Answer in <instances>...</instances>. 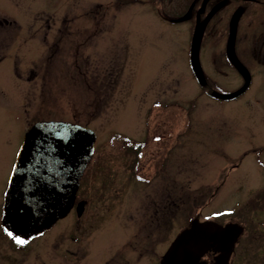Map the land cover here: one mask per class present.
I'll return each mask as SVG.
<instances>
[{
    "label": "rangeland",
    "instance_id": "1",
    "mask_svg": "<svg viewBox=\"0 0 264 264\" xmlns=\"http://www.w3.org/2000/svg\"><path fill=\"white\" fill-rule=\"evenodd\" d=\"M185 5L0 0V199L34 122L94 133L76 204L30 252L11 251L0 228V264L158 260L193 218L241 223L237 244L264 264V58L250 54L264 11L241 13L226 35L231 9L204 26L207 7L176 17ZM243 74L244 92L224 99ZM127 144L140 149L132 172Z\"/></svg>",
    "mask_w": 264,
    "mask_h": 264
},
{
    "label": "water",
    "instance_id": "2",
    "mask_svg": "<svg viewBox=\"0 0 264 264\" xmlns=\"http://www.w3.org/2000/svg\"><path fill=\"white\" fill-rule=\"evenodd\" d=\"M242 77L238 90L224 95V99L245 90L249 76ZM93 141V131L76 123H33L23 135L9 174L1 227L19 238H28L63 217L72 205ZM239 233L240 227L233 223L221 226L193 219L171 241L160 264H193L206 250L208 241L230 247Z\"/></svg>",
    "mask_w": 264,
    "mask_h": 264
},
{
    "label": "flooded vegetation",
    "instance_id": "3",
    "mask_svg": "<svg viewBox=\"0 0 264 264\" xmlns=\"http://www.w3.org/2000/svg\"><path fill=\"white\" fill-rule=\"evenodd\" d=\"M194 3H191V5L189 7V9L193 8ZM205 7H207V11H205L204 17H203V25L205 26V24L207 23V21L209 20V18L213 15L214 12H219L221 10H223V12L226 9H231V14H230V22H227L225 24H223V28L225 29L226 35L228 34V32L230 31L231 28L235 27L237 29L238 23L237 20L239 19L241 13L243 12H247L246 15L250 16V14H252L253 12H259L260 11H264V0H200L199 5L197 6L196 9L198 12H203V10L205 9ZM232 19V20H231ZM253 20V19H251ZM250 20V22H251ZM231 21H234V26H231ZM203 26V27H204ZM264 20L258 22V26H257V31L258 32H253L251 38L255 39V42L253 43L251 40V48H250V54L252 55L253 58L257 57H262L264 58ZM258 45V46H257ZM257 56V57H256ZM126 149V154H131L132 155V163L130 165V172H132L133 170V166L135 167V164L138 163V158L140 157L139 153H140V149H139V144H135L134 146L131 144H127L125 146ZM133 164V165H132ZM11 170V168H10ZM10 172V171H9ZM84 174V172L82 173V175ZM82 175L79 179L78 182V188H79V183L80 180L82 178ZM8 179V178H7ZM6 185H7V181L5 184V188L3 190L2 193V197L0 200L1 201V205H0V218L2 215V206H3V199H4V193H5V189H6ZM77 192V191H76ZM74 205L76 204V193L74 196ZM176 205L175 200L171 203ZM175 212V208L173 210ZM200 220V219H199ZM213 222L219 224V225H224V223H218L217 221H215L214 219H210ZM191 221V220H190ZM189 221V222H190ZM226 224V223H225ZM237 226H239L240 228L242 227L241 223H234ZM242 230V229H241ZM5 236V235H4ZM237 239L238 237L235 238V240L232 242V244L230 245V247H226L225 244H218V243H214L212 241H208V245L206 247V250L203 252V254L195 261L193 262V264H231L232 262H242L244 264L249 263V264H255V259H256V252L253 250H249L252 254H253V259L249 260L247 258V248H251L252 246L248 245H241V244H237ZM9 248L11 249V251L13 252H30L28 250V246H26L25 244L29 241H27L24 244H17L16 243V238L11 237L9 238ZM169 247V246H168ZM167 248H165V250H163V252L158 256V260H149V261H144L141 264H160L161 259L163 258V256L166 254ZM153 252H155L153 250ZM238 258L235 260L234 257Z\"/></svg>",
    "mask_w": 264,
    "mask_h": 264
},
{
    "label": "trees",
    "instance_id": "4",
    "mask_svg": "<svg viewBox=\"0 0 264 264\" xmlns=\"http://www.w3.org/2000/svg\"><path fill=\"white\" fill-rule=\"evenodd\" d=\"M191 1L192 0H186V5L184 6V8H182L180 11H178V13H176V17H178V18H181L182 17V15L183 14H186V12L188 13V16H190V15H196V13H197V11H196V13H195V11H193L192 9H188V10H186V8H187V6L189 5H191ZM192 2H194V1H192ZM200 2V1H199ZM199 5V4H198ZM164 6V5H163ZM191 8V7H190ZM197 10H199V9H197ZM186 11V12H185ZM182 14V15H181ZM179 15H181L180 17H179ZM170 17H173V16H170V15H167V18H170ZM185 17H187V16H185ZM195 18H197L196 16H195ZM172 20H173V18H172ZM168 21L170 22L171 20H169L168 19ZM252 22V21H251ZM202 25H200V27H201ZM199 30V29H198ZM210 85V86H209ZM208 86H209V89L207 90V91H209V90H211V89H213L214 88V86L213 85H211V84H208ZM203 89H204V87H203Z\"/></svg>",
    "mask_w": 264,
    "mask_h": 264
},
{
    "label": "snow or ice",
    "instance_id": "5",
    "mask_svg": "<svg viewBox=\"0 0 264 264\" xmlns=\"http://www.w3.org/2000/svg\"><path fill=\"white\" fill-rule=\"evenodd\" d=\"M9 235L11 236L12 235V233H9ZM27 241H25V240H23V239H20V238H16V243L17 244H24V243H26Z\"/></svg>",
    "mask_w": 264,
    "mask_h": 264
},
{
    "label": "bare ground",
    "instance_id": "6",
    "mask_svg": "<svg viewBox=\"0 0 264 264\" xmlns=\"http://www.w3.org/2000/svg\"><path fill=\"white\" fill-rule=\"evenodd\" d=\"M221 226H223V225H221Z\"/></svg>",
    "mask_w": 264,
    "mask_h": 264
}]
</instances>
